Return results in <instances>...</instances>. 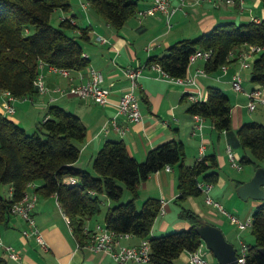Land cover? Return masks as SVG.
<instances>
[{"label":"trees","instance_id":"trees-1","mask_svg":"<svg viewBox=\"0 0 264 264\" xmlns=\"http://www.w3.org/2000/svg\"><path fill=\"white\" fill-rule=\"evenodd\" d=\"M91 8L116 29L138 10V0H88ZM71 0H0V91L9 90L17 97L38 94L35 80L40 63L82 70L89 64L84 55L82 40L88 38L89 26L80 28V35L71 17L52 23L55 10L68 11ZM260 45L262 50L252 63L250 80L264 87V18L234 20L216 24L211 30L190 38L174 41L162 55L151 56L150 63H159L173 77L188 73L189 56L198 48L212 49V57L205 61L207 71L215 73L220 66L232 60L248 45ZM254 55V56H255ZM188 111L209 119L218 131L229 132V143L249 149L252 157L243 155L242 162L264 160V123L247 121L236 135L232 132V104L229 96L218 86L208 87L207 101L191 103ZM87 135V126L81 117L59 105L49 106L46 117L34 132L0 111V228L11 217V206L20 200L34 182L35 191L44 196L57 194L62 210L69 216L73 234L79 241L86 237L88 218L100 213L102 197L116 201L108 207L105 225L117 232H131L137 238L148 237L151 242L149 264H177L183 251L196 250L202 242L195 226L200 216L182 207L180 216L191 225L154 236L152 227L161 210V201L148 197L139 208V186L151 173L166 165H178L179 199L202 194L198 182H217L219 172L215 154L204 155L194 164L185 162V146L172 139L148 150L144 160L132 156L123 140H107L93 160V170L76 166L80 157V143ZM75 177V183L68 179ZM131 198L120 201L124 187ZM13 188L7 197L4 185ZM252 230L254 242L249 244L246 264H264V200L255 208ZM0 264H8L0 254Z\"/></svg>","mask_w":264,"mask_h":264},{"label":"crops","instance_id":"crops-1","mask_svg":"<svg viewBox=\"0 0 264 264\" xmlns=\"http://www.w3.org/2000/svg\"><path fill=\"white\" fill-rule=\"evenodd\" d=\"M171 1L173 5L180 6L172 21L174 19L176 26L184 28L185 31L180 32L184 33L183 38L199 36L224 21L238 22L237 19L250 21L254 16L264 18V7L261 12H257L259 14H246L241 3L246 5L247 0H234L233 4L226 3L224 0H186L183 5L180 4V0ZM71 3L68 11L55 10L52 19L55 17L59 22L62 18L71 17L76 24V28L71 32L76 36L80 35V28L90 27L88 38L82 40L84 55L89 59L88 66L80 71L71 69L72 79H69L45 65L42 73L45 75L49 90L36 94L32 99L17 101L15 113L8 117L28 129L29 127L34 128L35 124L37 125L46 117L49 106L52 104H59L78 114L87 126V135L80 143L81 153L76 166L88 170H93V160L107 140H123L129 153L140 161L145 159L149 149L172 139L181 140L185 146V162L189 165L199 159L203 145L204 155L215 154L218 162L219 178L213 183L210 192H213L212 198L221 203L231 201L234 194H237L238 185L249 180L256 167L249 176L247 174L238 179L224 177L219 170V164L223 165L226 156L228 157L226 147L229 143V132L218 131L212 122L204 117L201 121V129H195L199 120L196 114L188 111L191 102L184 95L188 87L169 78H157L158 72L151 67L149 62L151 56L164 54L174 41L181 39H178V36L167 37L172 32L170 29L173 27V22L170 28L167 26L164 29L165 20L160 14L140 16L136 13L125 22L122 28L116 29L98 15L91 6L84 9L80 0H71ZM152 3L153 0H138V10L149 7ZM262 3L264 0H253L255 8H260ZM98 36L104 37L106 41H99ZM232 59L234 60L227 64L226 72L219 69L214 73L221 74V79L212 76L198 77L200 84L207 92L209 86H218L228 95L232 74L241 68L238 56L234 55ZM89 67L102 72L104 85L112 91L110 99L113 103L117 102L120 95L130 87V80L124 73V69L142 67L139 87L135 92L140 96V109L144 116L139 122H129L124 115H118L119 123L128 126L125 134L115 129H110L108 132L101 130L102 126L116 115L114 104L101 105L91 99H84L75 94H61L56 90L58 86L69 87L80 83V73H83V79H87ZM201 67H205V61L197 59L188 66V73L193 74L197 68ZM244 70L242 69V73ZM248 78H251V74ZM258 85L252 82V85L245 89L250 90ZM6 92V90L0 91L1 112H3L2 102L7 96ZM53 97L56 99L51 102ZM263 121L260 122L263 123ZM216 135L220 144L221 140L224 142V154L219 150L220 144L215 145L214 143ZM170 166V168L164 167L151 173L139 186L137 204L141 198L148 197L165 201L164 212L156 218L151 234L157 236L189 227L191 223L180 216L181 208L185 207L183 204H186L185 208L191 209L200 218L216 224L217 218L212 211L205 210L203 202L207 203L205 199H200V195L188 196L185 200L178 198L180 194L178 189L179 168L177 164ZM35 187H29L28 191H35ZM4 188L6 189L4 194L10 197L13 188L8 184L4 185ZM248 200H252V208L257 207L261 202L251 198ZM106 201L108 207L113 205L110 199ZM34 216L49 249L43 250L33 237L26 238L22 234L23 229L27 227L26 221L19 215L11 214L8 222L1 226L0 234L5 243L17 249L21 259L13 260L0 251L8 264H119L107 253L77 246V239L70 229L66 214L55 194L44 196L38 193ZM93 217L87 219L86 227L92 228L97 223H101L99 221L94 223ZM139 239L133 237L123 242L133 244ZM188 257V251H183L176 259V263L189 264Z\"/></svg>","mask_w":264,"mask_h":264},{"label":"built area","instance_id":"built-area-1","mask_svg":"<svg viewBox=\"0 0 264 264\" xmlns=\"http://www.w3.org/2000/svg\"><path fill=\"white\" fill-rule=\"evenodd\" d=\"M186 0H180V4L183 5ZM226 3L233 4L234 0H224ZM80 4L84 9L90 8L91 4L88 0H80ZM242 6V3H241ZM180 6H175L172 4L171 0H153V3L144 9L137 10V14L140 16L160 14L168 28L172 26V18L175 12ZM251 20L259 23L261 22L260 17H252ZM99 41H106L104 37L98 36ZM262 50L260 45H248V47L239 52L238 54L231 53V57L234 55L238 56L240 61L241 68L237 69L231 77V86L236 92H244L248 98L247 107L250 110L257 108L258 104L264 105V87L258 85L250 90H246L243 86L244 76L242 69H247L251 66V63L248 61L249 58L253 57L255 53H258ZM213 55L212 49H196L189 56V65L195 62L197 59H202L204 61L209 60ZM227 64L225 63L220 66L222 72L227 71ZM40 72L37 75L35 80V85L37 87L38 93H45L49 90V87L45 80V75L42 73V69L45 66V63H40ZM151 67L158 72L157 78H169L175 80L178 83H181L188 88L185 89L184 95L191 103H197L200 101H207L208 92L205 91L204 87L200 84L198 77L199 76H212L216 79H221V74H214L206 70L205 67L197 68L193 74L187 73L185 76L173 77L170 76L164 68L159 63H151ZM51 69L60 72L63 76L72 79L70 76L71 69L69 68H59L50 66ZM80 71V70H79ZM142 67H127L124 69V73L130 80V87L124 91L119 100L113 103L110 99L111 89L104 85V76L102 72L94 67H89L87 79H83V73H80L81 81L78 84L71 85L69 87H56V90L61 94H75L84 99H91L94 102L101 105L114 104L116 107V115L110 118L101 128L103 132H108L110 129H115L121 134H125L128 130V126L121 125L117 119L118 115H124L129 122H139L143 119V113L140 109V96L135 92L136 88L139 87V77L141 76ZM83 79V80H82ZM6 97L2 102V109L4 115H11L15 113L17 101H26L32 99L30 96L17 97L9 90H6ZM56 98H51L53 102ZM197 120L199 123L195 125V129L202 127L203 116L196 114ZM195 132V130H194ZM204 146H201V155L199 159H202L204 156ZM227 154L229 158L230 165L236 169H242V164L237 159L236 154L233 152V146L228 143ZM165 167L170 168V165ZM70 182L75 183L77 179L75 177H70L68 179ZM35 183L31 182L28 185L29 187H35ZM202 193L205 195V202L213 207L217 208L222 214L226 215L230 222L236 225L240 230H244L249 226H252L253 217L249 215L245 220H241L238 215L231 213L225 209L223 204L219 201H216L212 198L210 192L213 188V183L210 181L201 180L198 182ZM57 199L58 195L55 194ZM38 200V193L36 191L25 192L23 197L15 201L11 206V214L21 216L27 223V227L23 229L22 234L26 238L33 237L40 247L47 251L49 246L44 239L43 234L41 233L39 227L37 226L34 210ZM59 200V199H58ZM165 201H161V210L160 213H163V205ZM67 222L70 226L71 231L73 228L71 226V221L68 215H66ZM86 237L83 241L77 239V246L82 248H88L95 252H103L109 254L117 263L119 264H130V262H149L151 261V242L148 237L140 238L137 243L125 244L123 241L136 237L131 232H117L113 229L107 227L105 224L97 223L94 227L88 228L85 227ZM236 247V246H235ZM248 243L243 239L239 240L238 246L236 247L237 260L239 264H246V256L248 253ZM208 248L205 242L202 240L201 244L196 250L188 251V262L189 264H208L206 255L208 253ZM0 251H3L6 257L13 260H20L21 255L17 249L10 244H7L3 241V238L0 234Z\"/></svg>","mask_w":264,"mask_h":264},{"label":"rangeland","instance_id":"rangeland-1","mask_svg":"<svg viewBox=\"0 0 264 264\" xmlns=\"http://www.w3.org/2000/svg\"><path fill=\"white\" fill-rule=\"evenodd\" d=\"M241 7H244L243 10L246 11L247 15L248 14L250 15V13L255 15V14H259L257 12L262 11V8L264 7V3H262L260 8H257V7L255 8L253 6V0H247L246 5L244 3ZM247 19H248V17H247ZM237 20H238V22H243V21H241L242 19H237ZM172 22H173V27L170 29V31L172 30V32L170 34H168L167 37L168 36H171V37L178 36V39L183 38L184 33L181 34L180 32L185 31L184 28L181 26H176L174 19ZM52 23L54 25L59 24V22L57 21V18H55V17L52 19ZM165 23L163 22V25H164L163 28L164 29L167 28V24H165ZM184 27H187V26L184 25ZM258 54H256L255 56L248 59V61L251 63V66L243 71V76H244L243 86L246 89H248V87H250V85H252V81L250 80V78H248V75L250 77V74L252 71V63H253L254 59L258 56ZM228 95H229V98H230V101L232 104L233 125H232L231 135H236L238 128L244 122L254 121V120L260 122L261 120H264V105L263 104H258L256 109L250 110L247 107L248 98H247L246 94L244 92H241V93L234 92L232 90V86H230ZM263 123H264V121H263ZM37 125L35 124L34 128L29 127L27 129L28 132L31 133V132L36 131ZM214 143H215V145L220 144L218 142L217 135L214 137ZM224 146H225L224 142L221 140L219 150L222 151L223 154L225 153V147ZM233 152H234V154H236L239 162H241L242 169L238 170L236 168L231 167L230 162H229V158L226 156L225 163H223V165L219 164V170L221 171L222 175L226 178L231 177V179H238V178H240V176H246L247 174L249 176L250 172H252L253 169L255 168V164H254V162H249V163L242 162L241 157L243 155H249L252 157L251 151L247 148L244 149L242 146L234 145ZM258 162L260 165L264 166V160H261ZM121 184L124 187V191H123V195H122L120 201H127L131 198V192L124 185V183L121 182ZM216 189L217 188H215V190ZM5 191H6V189L3 186L2 187L3 194L5 193ZM210 194L212 196L213 192ZM200 196H201V198H200L201 200L205 199V195L203 193ZM101 197L103 200L102 209H101L100 213L96 214L93 217V221H94V223H97V221H99L103 224V223H105V214H106V211L108 209V204L106 201L107 199L104 196H101ZM144 200H145L144 198L143 199L141 198L138 201L137 205L139 208L142 206ZM251 201L252 200H248V201L243 200L237 194H234L233 199L231 201H223L222 204L227 211H229L231 213H235L236 215H238L240 217L241 220H245L249 215L253 214V212L256 208V207L252 208V205H251L252 202ZM116 203H117L116 201H112V204H116ZM203 205L205 206V210L212 211V214L215 216V218H217V220H216L217 222L215 225L219 226L224 231L227 239L229 241H231L236 247L238 246V243H239L238 240H240V239H243L245 242H247L249 244L254 242L255 238L253 235L252 226H249L244 230H240L236 225H234L232 222H230V219L226 215H224L220 211H218L217 208L213 207L212 205H207L204 202H203ZM183 206L187 207L186 204H183ZM206 259H207L208 264H219L218 260L216 259V257L214 256V254L211 250H208V253L206 255ZM130 264H149V262L132 261V262H130Z\"/></svg>","mask_w":264,"mask_h":264},{"label":"water","instance_id":"water-1","mask_svg":"<svg viewBox=\"0 0 264 264\" xmlns=\"http://www.w3.org/2000/svg\"><path fill=\"white\" fill-rule=\"evenodd\" d=\"M237 194L243 200H264V166L259 165L249 180L238 185ZM195 228L219 264H239L235 245L219 226L200 218ZM259 251L264 255V247Z\"/></svg>","mask_w":264,"mask_h":264}]
</instances>
